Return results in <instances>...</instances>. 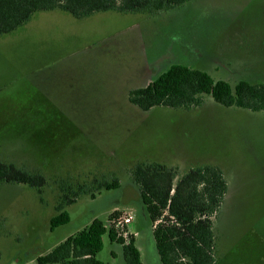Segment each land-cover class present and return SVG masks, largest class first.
I'll return each mask as SVG.
<instances>
[{
	"label": "rangeland",
	"instance_id": "1",
	"mask_svg": "<svg viewBox=\"0 0 264 264\" xmlns=\"http://www.w3.org/2000/svg\"><path fill=\"white\" fill-rule=\"evenodd\" d=\"M173 64L232 86L264 84V0H190L153 15L42 11L0 36V162L46 179L40 192L0 186V264H36L90 220L108 227L113 212L132 215L120 231L136 234L142 264H160L131 176L139 163L178 176L219 168L218 264H264V111L210 97L190 110L129 103L131 90ZM113 181L117 189L97 190ZM63 194L75 199L63 206L70 222L50 232ZM102 240L97 260L123 264L121 246Z\"/></svg>",
	"mask_w": 264,
	"mask_h": 264
},
{
	"label": "trees",
	"instance_id": "2",
	"mask_svg": "<svg viewBox=\"0 0 264 264\" xmlns=\"http://www.w3.org/2000/svg\"><path fill=\"white\" fill-rule=\"evenodd\" d=\"M190 0H0V36L8 35L27 23L33 14L60 10L75 18L95 13L153 15L177 9ZM210 97L224 108L251 112L264 111V84L238 81L235 85L215 81L204 71L173 64L146 86L128 93V101L142 112L157 107L190 110L201 107ZM131 176L138 188L142 209L152 228V239L160 264H218L213 220L218 216L227 185L221 170L212 166L191 168L181 176L177 170L159 163L136 164ZM23 185L37 192L46 185L41 174H30L12 164L0 162V186ZM116 181L102 183L100 190L117 189ZM66 188L62 189L64 192ZM74 198L77 193L67 187ZM81 194L83 191L80 192ZM49 231L70 222L63 206L75 199L63 194ZM108 227L92 219L80 231L58 243L50 252L38 256L36 264H104L97 260L103 249V236L122 248L123 264H142L133 235H123L111 222ZM1 224V223H0Z\"/></svg>",
	"mask_w": 264,
	"mask_h": 264
},
{
	"label": "built area",
	"instance_id": "3",
	"mask_svg": "<svg viewBox=\"0 0 264 264\" xmlns=\"http://www.w3.org/2000/svg\"><path fill=\"white\" fill-rule=\"evenodd\" d=\"M131 220L132 215L130 213L124 212L121 213L118 218L113 219L111 224L115 229L124 230V228L131 223ZM123 235L126 236V233L124 232Z\"/></svg>",
	"mask_w": 264,
	"mask_h": 264
},
{
	"label": "crops",
	"instance_id": "4",
	"mask_svg": "<svg viewBox=\"0 0 264 264\" xmlns=\"http://www.w3.org/2000/svg\"><path fill=\"white\" fill-rule=\"evenodd\" d=\"M130 234L134 236V238H135V242H136V234L133 233L132 231H131ZM152 241H153V239H152ZM153 246H154V242H153ZM136 247L138 248L137 244H136ZM154 248H155V246H154ZM121 249H122V248H121ZM138 250H139V248H138ZM139 252H140V250H139ZM156 253H157V252H156ZM140 256H141V252H140ZM158 260H159V258H158Z\"/></svg>",
	"mask_w": 264,
	"mask_h": 264
}]
</instances>
